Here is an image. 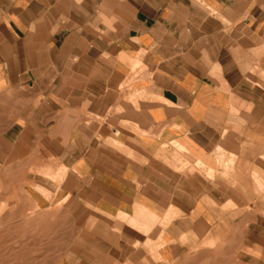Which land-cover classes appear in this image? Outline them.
I'll return each instance as SVG.
<instances>
[{"label":"crops","instance_id":"0c3cea01","mask_svg":"<svg viewBox=\"0 0 264 264\" xmlns=\"http://www.w3.org/2000/svg\"><path fill=\"white\" fill-rule=\"evenodd\" d=\"M252 174L264 0H0V264H45L50 217L60 264L263 228Z\"/></svg>","mask_w":264,"mask_h":264},{"label":"rangeland","instance_id":"374dc122","mask_svg":"<svg viewBox=\"0 0 264 264\" xmlns=\"http://www.w3.org/2000/svg\"><path fill=\"white\" fill-rule=\"evenodd\" d=\"M251 178L257 186V191L254 193L263 194L264 184L261 179L256 174H252ZM255 200L259 203L256 206L258 224L263 228L254 229V225H252L248 229L243 225L242 229L214 230L208 237L201 239L181 238L183 246L166 245L167 240L160 237L161 232L155 231L151 236L146 237L145 242L140 246V250L145 254V261L126 264H264V222H260L261 219H264V197ZM52 218L45 221V264H60L59 256L64 246L58 244V238L64 233L72 231L67 230L68 223L63 218L60 222L56 221L57 219L53 221ZM129 225L135 230L129 231L131 242L129 252L132 255L137 252L138 248L137 244L132 243L137 237V233L148 234L149 229L139 228L132 222H129ZM162 248L164 251H169L170 248L174 251V255L163 259Z\"/></svg>","mask_w":264,"mask_h":264}]
</instances>
